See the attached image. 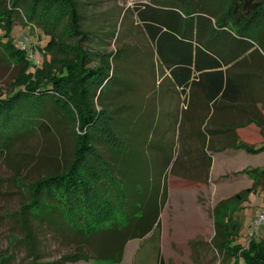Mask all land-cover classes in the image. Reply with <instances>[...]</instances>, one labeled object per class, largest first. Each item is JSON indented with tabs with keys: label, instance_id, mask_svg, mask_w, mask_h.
Wrapping results in <instances>:
<instances>
[{
	"label": "trees",
	"instance_id": "16d2710c",
	"mask_svg": "<svg viewBox=\"0 0 264 264\" xmlns=\"http://www.w3.org/2000/svg\"><path fill=\"white\" fill-rule=\"evenodd\" d=\"M5 2L0 0V21L3 20V23L0 22L1 64L10 63L14 56L22 52L19 43L15 45L10 39L16 25L15 18H20L21 13L27 22L29 20L33 26L43 31L40 40L47 38L43 49L48 55L53 54L48 51L54 45V34L57 39L75 43L71 46L68 42L71 48L66 53L72 54L74 59L59 74L43 83L29 85H24L20 80L23 75H19L14 81V90L7 92L0 88V155L10 151L12 146L9 143L12 141L15 144L19 139L24 140L37 132L43 133L46 141H51L68 126H72L74 142L70 160L66 158V153L60 154L58 148L52 152H42L36 157L42 160L50 157L49 161L54 163L50 162L52 167L47 175L29 185V202L23 208L21 225L25 241L22 244V241L17 240L15 245L19 247L21 244L27 250L25 256L33 254L34 257L42 258L44 252L40 250L42 245L38 242L36 233L45 231L51 239L48 241L62 245L74 244L76 252L73 256H65L60 262L44 263L33 259L31 264H66L79 260L121 263L125 248L131 240L143 239L154 228L159 227L161 203L166 201L167 189H157L160 196L155 202L148 200L150 198H141L138 186L126 185L128 153H116L118 156L115 157L113 150L110 151L111 147L109 148L110 144L124 146V142L114 134L111 118L107 116V121L103 118L105 108L98 111L94 104L95 100L100 101L102 98L104 84L106 81L109 83L113 75L109 65L111 61L116 74L117 68L133 66L134 56H137L138 63L144 57L143 67L138 68L148 72L151 56L142 54L139 57L141 53L133 52L132 58L127 55L123 57L122 54L126 52L119 47H116L115 53L109 55L98 48L119 45L126 34L145 35L157 45L159 33L174 37L192 35L196 31L210 38L206 41L201 39V42L205 43L204 51L215 62L210 63L211 66L227 63V54L228 57L241 55L242 63L249 51L254 49L253 51L260 54L261 49L257 48L250 37L238 34L233 29L253 16L261 17L260 21L264 22V0H135L128 8H123L120 4L117 6L116 19L121 20L119 32L114 31L111 26V8L100 10V5H94L93 12L85 16L89 28L84 31L85 18L79 12L76 0H11L10 4ZM131 16L135 19L130 24ZM197 19L207 22L195 27ZM246 33L251 34V29ZM221 37L230 40L223 42ZM81 43L92 45L95 49L87 50L79 46ZM210 43H217V48L213 44L209 45ZM222 43L228 45L226 49L221 48ZM37 45L39 46L38 43ZM91 49L97 52L93 53ZM76 57L79 58L78 62ZM92 58L94 60L91 63L98 61V67L86 66ZM30 63L35 64L33 60L26 58L23 68H30ZM18 83L25 87L17 89ZM26 132L29 134L24 135ZM168 134L169 130L160 136L152 135L156 138L154 144L165 146L170 141L165 138ZM236 148L246 149L249 153L264 150V147L252 149L243 144ZM58 155L61 157H57ZM202 159L205 160L202 157L199 162L204 165L207 160L204 163ZM210 161L209 159L206 164L207 169L211 167ZM244 171L254 182L253 186L222 200L216 207V214L223 211L222 216L225 219L223 228L217 225L214 239L216 246L222 251L225 250L223 247L229 234L240 233V224L234 216L236 210H224L242 204L247 195L255 193L264 182V169ZM242 173H236L235 176H242ZM99 238L100 242L96 241ZM249 244H253L250 253L241 249L237 264H264V251L258 250L254 239ZM14 247L10 249L11 253L0 254V264H23L24 259L17 261L20 257H16ZM231 248V245L227 246V249ZM159 262L163 264L162 260ZM26 264L30 262L26 261Z\"/></svg>",
	"mask_w": 264,
	"mask_h": 264
},
{
	"label": "rangeland",
	"instance_id": "374dc122",
	"mask_svg": "<svg viewBox=\"0 0 264 264\" xmlns=\"http://www.w3.org/2000/svg\"><path fill=\"white\" fill-rule=\"evenodd\" d=\"M5 1L6 4H10L11 0ZM134 1L76 0L79 12L84 18L90 15L89 12H93L94 5H100L98 8L100 10L111 8V26L114 31L118 32L121 30V20L116 19L117 6L120 4L123 8L129 7ZM252 18L239 23L233 30L254 40L257 48L261 49L264 55V22L260 21L259 16ZM15 20L16 25L11 32L10 39L15 45L19 43L22 52L14 56V60H10V63H0V88L7 92L14 90L13 84L19 75H23L20 80L24 85L43 83L48 78L59 74L74 59L72 54L66 53L71 48L68 44L70 41L57 39L54 34V45L52 50L48 51H52L53 54L48 55L43 49L47 44V38L40 40L43 37L41 34L43 31L33 26L29 20L27 22L22 13L21 17L16 16ZM0 22L3 23V20ZM88 28V21L85 18L83 30L88 31ZM248 29H251V34L246 33ZM26 38L30 39L31 48L22 44ZM70 43L71 46L75 44L74 41ZM79 46L87 50L94 48L86 43H81ZM98 49L109 55L116 51L113 45ZM31 51L39 53L41 61L37 65L30 63V68L26 70L23 65H25L26 58H30ZM91 51L97 52L92 49ZM75 60L78 62L79 58L76 57ZM93 60L92 58L86 66L98 67V61L91 63ZM143 60L144 57H141V62L138 63L137 56H134L133 66L117 68L116 74H114V63L111 61L109 65L112 67L110 70L113 75L109 83L106 81L104 84L100 101H94L98 111L105 108L103 118L105 117L106 121L107 116L111 118L114 134L124 142V146L110 144L109 148L111 147L110 151L113 150L112 154L115 157L118 156L116 153H128L126 169L129 170L126 171L128 173L126 185L128 184V187L138 186L141 198H150L148 200L155 202L160 196L159 190H164V187L167 189L166 201L161 203L159 227L154 228L143 239L131 240L119 264H157L160 260L163 264H237L241 249L250 253L253 244L249 243L252 239L257 242L258 250L263 252L264 221L258 224L257 221L260 217L258 214L264 212V182L255 193L248 194L242 204L224 210V212L236 210L234 216L240 224V233L229 234L226 245L223 247L224 251L216 246L214 239L217 225L223 228L225 221L222 216L223 211L219 215L216 214L217 205L222 200L253 186L254 183L247 184L245 178L248 177L244 170L264 169V150L256 153L251 151L250 154L254 156H251L249 166L241 168L242 176H235L233 173L236 171L235 167L227 164L228 166L225 165L226 168H223L220 173L222 177H216L220 170L213 173L206 168L205 160L202 159L204 165L199 162V158L207 154L191 152L184 146L183 137L179 140V137L174 139L167 135L165 138L170 141L165 146L159 147L154 144L156 138L152 137L150 128L153 114L147 116L139 114L140 109L143 110L145 92L151 98L154 82L152 71L147 72L138 68L143 67ZM242 66H247L246 61L242 62ZM249 68H255V90L258 98L264 101V80L262 81L261 76L264 74V58L257 54V58L250 63ZM250 73L252 74L253 70ZM124 75L125 78H123ZM24 87L18 83L17 89ZM262 112L264 114V103ZM74 114L77 115V112L74 111ZM256 126L258 128L257 137H250L247 143L243 141L240 143L252 149L264 147V115L257 121ZM71 130L72 126L66 127L61 135H57L51 141H46L44 134L37 132L29 138L24 137V140L19 139L15 144L13 141L10 142L9 146H12L10 151H7L5 155H0V254H9L16 240L24 244L25 234L22 233L21 225H23V208L29 202V185L47 175L52 167L50 162L54 163V161H49L50 157L48 160L36 157H39L42 152L48 153L58 148L59 153H66V158L70 160L74 151ZM28 134L24 133V135ZM36 235L38 242L42 245L40 250L44 254L42 258L34 257L33 254L26 255L25 259L30 264L33 259L44 263L60 262L65 256H73L76 252L74 244L62 245L48 241L51 239L45 231L36 233ZM96 241L100 242V238ZM228 245L232 248L227 249ZM22 262L26 264V261ZM94 264L106 263L95 260Z\"/></svg>",
	"mask_w": 264,
	"mask_h": 264
},
{
	"label": "crops",
	"instance_id": "0c3cea01",
	"mask_svg": "<svg viewBox=\"0 0 264 264\" xmlns=\"http://www.w3.org/2000/svg\"><path fill=\"white\" fill-rule=\"evenodd\" d=\"M134 19L135 17L131 16L130 24ZM203 22L207 21L197 19L195 27ZM132 26L135 27L133 24ZM180 36L169 37L159 33V43L156 45L147 36L132 33L126 34L120 44L113 47L125 51L123 57L127 55L132 58L133 52L141 53L139 57L142 54L151 56L149 69L153 72L155 80L151 98L145 92L143 110L139 111V114L144 116L153 114L151 135L160 136L169 130L168 136L174 139L179 137V140L183 137L184 146L191 152L206 153L207 155L202 157L207 160L206 164L211 160L210 170L213 173L220 170L216 177H222L220 173L227 164L235 167L236 171L233 173L236 174L241 168L249 166L250 158L254 156L236 146L243 144L240 143L242 141L247 143L250 137H257L256 124L264 115V101L258 98L254 85L255 68H249L250 63L257 58V52L252 49L245 54L243 61H246V67L240 62L241 55L228 57V54V62L215 67L210 65L215 62L211 60L208 52L204 51L205 43L201 42V39L206 41L208 36L196 31L192 32V35ZM221 38L223 42L230 40ZM211 44L213 43L209 45ZM213 45L217 48V43ZM221 46L226 49L228 45L222 43ZM232 49L234 50V46ZM259 55L264 58L262 53ZM126 61L130 62L129 59ZM261 76L263 81L264 74ZM245 179L247 184L254 183L249 177ZM16 243L17 240L14 244ZM15 247L14 253L16 257H20L18 260L27 261L26 257L24 258L26 251L23 246ZM82 263L94 264L93 260H79L67 264Z\"/></svg>",
	"mask_w": 264,
	"mask_h": 264
},
{
	"label": "built area",
	"instance_id": "2783aa9c",
	"mask_svg": "<svg viewBox=\"0 0 264 264\" xmlns=\"http://www.w3.org/2000/svg\"><path fill=\"white\" fill-rule=\"evenodd\" d=\"M23 43L22 44H26V46H29V48H31L32 46H30V39L29 38H26L25 41H22ZM31 55H30V59L33 60V62L37 65V64H40V61H41V58H40V55L39 53H34L33 51L30 52ZM260 216V217H259ZM258 221H257V224L259 222H262L264 221V212L263 213H260L258 214ZM257 226V225H256ZM259 226V225H258Z\"/></svg>",
	"mask_w": 264,
	"mask_h": 264
}]
</instances>
